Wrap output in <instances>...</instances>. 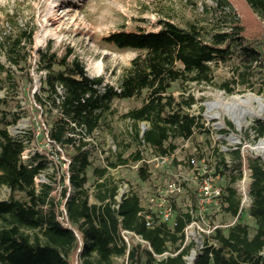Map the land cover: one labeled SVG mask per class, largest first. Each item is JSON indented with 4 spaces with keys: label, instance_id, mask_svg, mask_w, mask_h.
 Listing matches in <instances>:
<instances>
[{
    "label": "trees",
    "instance_id": "16d2710c",
    "mask_svg": "<svg viewBox=\"0 0 264 264\" xmlns=\"http://www.w3.org/2000/svg\"><path fill=\"white\" fill-rule=\"evenodd\" d=\"M214 1L216 9L225 15L226 29L213 32L208 41L204 40L200 26L190 23L180 28L169 20H160L157 31L121 29L104 35L101 40L105 44L138 52L115 85L105 82L102 76H88L84 63L70 48L60 54L48 44L37 51L36 68L43 77L41 94L34 93L33 99L42 109L41 117L45 120L40 138L54 151L59 149L65 155L68 186L63 187L61 195L66 225L59 218L55 179L50 177V182L40 183L38 187L35 183L36 177L47 167L46 154L34 152L27 160L21 158L26 148L24 139L34 141L36 138L35 127L25 131L24 138L12 136L7 126L15 125L21 114L13 112L8 118L0 110V187L10 190L9 198L0 200V264H72L74 256L79 264H118L117 258L126 251L119 236L120 229L135 232L150 246L149 250L144 244L132 243L126 264L184 263L186 250L161 260L154 256L178 248L183 220L178 218L173 231L163 224L146 227L138 215L140 206L135 194L123 196L117 208L112 207L116 204L117 184L108 176L106 167L93 169L95 202L89 203L86 169L92 163L89 150L83 149L87 143L84 138L106 122L113 113L114 100L135 98L141 99L140 106L129 109L123 117L133 123L132 139L138 144L142 139L156 154L173 152L175 140L189 139L201 129L200 117L188 111L196 98L185 92L184 86L211 83V64L225 63L235 53L251 66L261 58L257 41L264 36V0H239L249 7L251 25L239 19L233 10L231 4L236 0ZM224 8L230 9L233 17L228 18ZM250 26L257 29L256 37L248 34ZM8 39L5 57L10 66L23 72L33 45V31L21 29ZM27 75L30 82L28 72ZM0 76H3L0 89L3 84L7 89L17 88L15 72L2 63ZM175 83L183 87L178 96L169 92ZM223 87L231 91L227 83ZM5 102V96L0 98V106ZM140 122L148 125L141 137ZM263 133L260 127L258 134ZM129 146L127 143L118 150L108 166L140 160L139 150L123 157ZM231 154L233 168L239 170L242 166L240 152L234 150ZM218 155L226 170L223 154ZM245 160L251 174L252 203L248 213L255 222L254 233L249 236L247 225L238 221L240 199L234 187L236 176L226 174L222 210L231 217L237 215L236 222L228 229L216 231L220 247L212 251L206 248L197 256L195 264H264V164L259 157L245 155ZM221 173L224 174L223 170ZM137 176L143 181L148 177L144 166L139 168ZM14 193L24 196L15 198Z\"/></svg>",
    "mask_w": 264,
    "mask_h": 264
},
{
    "label": "rangeland",
    "instance_id": "374dc122",
    "mask_svg": "<svg viewBox=\"0 0 264 264\" xmlns=\"http://www.w3.org/2000/svg\"><path fill=\"white\" fill-rule=\"evenodd\" d=\"M231 6L239 19H244L251 25L250 10L244 1H233ZM223 12L227 14L228 18L233 17L230 9L224 8ZM51 17H56L54 22L49 21ZM224 18V13L216 9L214 0H0V63L15 72L17 82V88L12 90L7 89L3 84V88L0 89V98L5 96L6 102L1 104L0 110L6 113L7 117L13 112L21 114V118L15 125L7 126V130L12 136L24 138L25 131L35 127L33 129L36 134L35 140L24 139L27 151L24 160H27L34 152L46 154L47 167L38 175L37 183L39 185L40 182H50V177L55 179L53 184L56 189L59 211L64 207L61 191L63 187L68 186L67 163L63 151H59V149L54 151L43 138H40L39 133L45 120L41 117L42 109L33 99L34 93L41 94V78L43 77V73L36 68L37 51L46 48L48 44L51 46V50L60 54L70 48L73 54L84 63L88 76H102L105 82L115 85L138 52L107 45L101 40L104 35L121 29L125 31H157L160 28V20H169L180 28H186L190 23L200 26L204 40L208 41L213 32L226 29ZM21 29L33 31V45L29 49L30 57L23 72L10 66L5 57L8 36L16 35ZM248 34L251 37H256L257 29L250 26ZM257 42H259L261 58L251 66H248V63L243 61L238 53H235L225 63L211 64V83L184 86L185 92L191 93L196 98V103L188 111L200 117L202 127L187 140L185 146H183L184 140L174 141L176 156L185 157L194 152V148H196L202 150L201 155H205L213 165L218 158L215 149H221V145L225 146L227 142L222 137H228L231 134L236 137V142L230 143V147H238L240 153H244L250 158L264 159V151L256 149L258 143L264 140V133L258 134L260 127L264 129V90L262 89L264 85V36ZM27 72L31 78L30 82L27 79ZM2 77L0 76V78ZM225 83L231 89L230 92L223 87ZM169 92L178 96L183 92V87L180 83H175ZM250 94L259 97L261 104L249 102L245 105H238L234 109L232 108L233 112L216 106L208 108V104L218 99L229 102L234 95L244 98ZM140 104V98L114 100L113 113L108 116L105 123L94 131L90 140L93 147L89 152L92 164L86 169V188L90 203L95 202L92 193L95 182L93 169L108 165V162L114 159L115 153L123 149L127 143L130 146L123 152V157L139 150V144L132 139L133 123L123 115L129 109L138 107ZM259 107L263 110L260 115L250 116L245 112L250 108ZM214 112H217L218 116H209ZM231 115L238 119V123L233 120ZM145 124L147 125V123ZM139 126L140 124H138L140 134ZM110 139L115 142V150L107 147ZM232 151L234 149L228 152ZM151 152L155 153L153 150ZM228 152H223L224 157L227 161L233 162L234 156ZM131 163L130 160L127 164L120 165L116 170L109 171L108 176H111L115 183L122 180L131 182L137 193L144 197L151 191L152 181L149 179L140 180L136 171L131 167ZM158 180L164 184L166 178L162 174ZM69 191H71L70 187ZM13 195L19 199L24 196L23 193H14ZM9 196L10 190L1 186L0 200H6ZM232 219L233 217L224 211L217 217V220L222 223H231ZM238 221L247 225L249 236H252L255 222L249 216L248 209L239 215ZM62 222L66 225L65 221ZM121 261L119 259L117 263L120 264ZM71 262L79 264L77 256H74Z\"/></svg>",
    "mask_w": 264,
    "mask_h": 264
},
{
    "label": "built area",
    "instance_id": "2783aa9c",
    "mask_svg": "<svg viewBox=\"0 0 264 264\" xmlns=\"http://www.w3.org/2000/svg\"><path fill=\"white\" fill-rule=\"evenodd\" d=\"M139 124L141 130L139 136L141 137L148 125L145 122H140ZM94 131L91 135L84 138V141L87 143L83 149L89 150V152L93 147L90 140ZM230 136L233 135L230 134L228 137H222L226 140L227 147L226 145H221V149H215V154L218 158L213 165L206 159L205 155H201L202 150L194 148V152L185 157L176 156L175 151L160 155L153 152L150 153L152 149L141 139V143L139 144L141 159L132 162L131 167L137 173L139 168L144 166L148 174L145 180L149 179L152 181L151 191L142 197L137 193L135 186L131 182L122 180L116 183V204L112 205V207L117 208V203L121 201L123 196L135 194L138 197L140 206L138 215L143 218L146 227L152 228L155 225L163 224L173 231L177 225L178 218L180 217L183 220L184 225L179 232L181 238L178 248L168 249L160 255L154 254L157 260L175 256L179 252L186 250V254L183 256V264H195L197 256L206 248L212 251L220 247L215 237L216 231L218 229H228L236 222L237 215L239 216L249 209L252 203L249 193L251 174L250 170L246 167L245 154L240 153L242 166L239 170L233 168L234 160H232L233 162L227 161L224 157L227 166L226 170L222 168V164L220 163L219 153H222L224 156V151L228 152L231 149L239 150L236 146L230 147V143H232L229 140ZM187 140H184L183 146L186 145ZM107 147L115 150L113 139L108 140ZM258 148L257 146L256 149ZM26 152L24 150L21 154L23 160L26 157ZM262 162L264 164V159H262ZM103 167H106L109 172L116 170L120 165L116 167L104 165ZM222 170L224 174L221 173ZM162 174L166 178L164 184H161L158 180ZM226 174L236 176L234 187L240 199L238 213L236 217H233L231 223H222L217 220V217L223 211L221 200L224 194V178ZM37 177L35 183L38 187ZM185 215L188 217H184ZM59 218L62 221L66 220V210L64 207L61 209ZM119 220H121L120 217ZM119 236L122 243L126 246L125 254L117 258V260H122L120 264H126L127 253L132 243L144 244L150 250L149 244L140 235L131 230L120 229ZM79 246H81V241L79 242Z\"/></svg>",
    "mask_w": 264,
    "mask_h": 264
},
{
    "label": "bare ground",
    "instance_id": "6f19581e",
    "mask_svg": "<svg viewBox=\"0 0 264 264\" xmlns=\"http://www.w3.org/2000/svg\"><path fill=\"white\" fill-rule=\"evenodd\" d=\"M66 14H68V13H66ZM55 19H56V17H51V18H49V21L54 22ZM249 102H251V103H252V102H253V103L256 102V103H258V104H261V100H260V98L257 97V96H254V95H251V94H250V95H248L247 97L242 98V97H240V96H238V95H234V96L232 97V100H231V101L227 102V101H224V100L218 99V100H216V101H214V102L208 104V108H212V107L216 106V107H221V108H223L224 110H227V111H230V110H231V112H233L232 108L234 109V107H236V106H238V105H245V104H247V103H249ZM235 109H236V108H235ZM262 111H263L262 108L259 107V108H250V109H248V110L245 111V112H247L248 115H250V116H257V115H260V114L262 113ZM229 113H230V112H229ZM209 116L215 117V116H218V114H217V112H214V113L210 114ZM231 117L233 118V120H234L236 123H238V119H237L235 116L231 115ZM229 140H230V142L234 143V142H236V137H234V136H230V137H229ZM258 147H259L261 150L264 151V140H261V141L258 143Z\"/></svg>",
    "mask_w": 264,
    "mask_h": 264
}]
</instances>
